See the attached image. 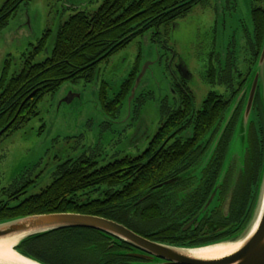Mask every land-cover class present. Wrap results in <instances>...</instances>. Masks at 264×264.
Instances as JSON below:
<instances>
[{
  "label": "trees",
  "instance_id": "trees-1",
  "mask_svg": "<svg viewBox=\"0 0 264 264\" xmlns=\"http://www.w3.org/2000/svg\"><path fill=\"white\" fill-rule=\"evenodd\" d=\"M30 1L6 0L0 9V32L9 25V20L19 8L29 5ZM254 1L264 3V0ZM182 2L184 0H104L93 14L84 11L75 13L58 28L52 54L42 63H34L33 58L47 47L51 35L49 30L39 39L32 54L25 58L24 66L18 74H9L11 64L9 59L6 60L0 78V132L6 126L9 127L0 137V142L3 137L20 129L38 115L37 104L45 95H55L65 82L75 84L81 79L91 80L94 70L100 63L127 47L137 36L178 18L181 15ZM252 11L254 37H258L257 43L261 48L264 38V12ZM136 72L129 75L115 97L108 103L105 102L107 106L119 111L121 101L131 92ZM31 94L33 97L25 101ZM221 99L215 92L210 93L201 110L192 118V137L185 141L176 138L174 145H164L159 149L164 141H172L185 128L183 125L187 117L186 111L169 113L150 142L149 155H156L150 158L151 162L145 167H123L122 163L130 161L129 158H124L98 169L92 157L81 158L68 165L71 170L65 166L66 164L61 165L63 169L67 168L66 172L59 173L41 193L30 195L15 206H10L7 202L1 204L0 222L28 215L83 213L115 220L153 241L185 247L210 244L238 235L248 225L252 213L243 223L242 229L231 236L222 235L221 238L217 237L210 241L207 239L194 241L193 239L196 238L194 235H198L194 233L197 229L190 231L191 235L188 236L181 229L182 223H176L177 220L168 219L167 226L163 224L154 226L157 218H167L168 211L161 215L146 206L136 207L127 204L131 200L129 197L134 194L135 187L144 191L164 181L168 177L167 174L179 168L185 157L191 155L190 151L194 146L192 142L213 135L217 121L223 117L227 109V102ZM260 111L262 112V107ZM227 135H232L230 130ZM221 143L222 147L227 145L223 140ZM157 144L160 146L157 147ZM154 145H156L155 149H153ZM199 149L202 147L200 146ZM222 152H225L223 148ZM263 159L264 149L258 157L259 173L253 209L256 204ZM133 171L138 174V179L131 184L129 180ZM221 174L218 176L216 171L211 184L207 186V193L214 185V189L216 188ZM102 189L103 191L94 199L91 194ZM15 192L17 196L21 194L19 191ZM204 209L205 207L199 213L200 221L209 210L204 211ZM171 221L172 224H169ZM139 222L142 226H139ZM19 249L26 256H32L45 264H146L128 255L136 251L127 243L112 240L99 231L85 228L64 229L34 236L25 241Z\"/></svg>",
  "mask_w": 264,
  "mask_h": 264
},
{
  "label": "rangeland",
  "instance_id": "rangeland-1",
  "mask_svg": "<svg viewBox=\"0 0 264 264\" xmlns=\"http://www.w3.org/2000/svg\"><path fill=\"white\" fill-rule=\"evenodd\" d=\"M103 1L31 0L29 5L21 6L0 32V78L8 59L9 74H18L25 58L32 54L39 39L49 30L47 47L33 58L34 63H42L52 54L58 28L77 11L93 14ZM235 1V8H232L226 0H206L173 26L160 28L159 35L148 31L138 36L107 63L101 64L90 82L84 79L75 84L65 82L55 95H45L37 104L38 115L0 142V205L7 202L15 206L28 196L41 193L53 182L58 165L69 158L92 157L99 169L127 154L141 153L162 123L165 115L161 111L162 102L170 97V78L179 72L181 62L192 76L189 88L194 94V109L201 110L210 92L228 95L231 85H213L206 76L212 67H218L219 54L222 55L231 43L235 68L239 73L247 70L251 56L245 37L254 38L253 0ZM5 2L0 0V9ZM155 38L157 44L166 43L169 48L155 44ZM223 62L224 58L221 65ZM145 67L148 70L135 97L130 100V90L121 101L118 119L111 120L105 104L119 93L131 72L140 74ZM233 76L236 88L238 78ZM73 95L76 98L68 102ZM142 96L145 102L141 101ZM231 106L234 101L228 111ZM242 113L243 110L234 128L227 162L235 156L241 159L245 151L247 131L245 133L242 128ZM254 115L253 111L251 118L255 122ZM30 181L35 183L27 186L26 194L17 196L16 188Z\"/></svg>",
  "mask_w": 264,
  "mask_h": 264
},
{
  "label": "flooded vegetation",
  "instance_id": "flooded-vegetation-1",
  "mask_svg": "<svg viewBox=\"0 0 264 264\" xmlns=\"http://www.w3.org/2000/svg\"><path fill=\"white\" fill-rule=\"evenodd\" d=\"M205 1L206 0H184V2H182L183 6L180 9L181 15L178 18L169 21V23L160 25L158 28L153 27L148 31H155L154 35H159L160 28L169 27V25L173 26V24H175L176 21H178L180 18H184L188 16L190 11L195 6L198 5L200 6L201 4H204ZM226 2H228L229 5H233L232 8H235L236 5L235 0H226ZM252 10L264 12V3L255 2L253 0ZM18 12L13 17H15L18 14ZM78 12H83V11H77V13ZM148 31L145 33H148ZM245 38H246L245 43H247V51L251 56L250 61L247 62L248 67L246 72L239 73L237 67L235 68L234 55H233L234 45L232 43L224 48V51L222 53L223 56L219 54L218 57L219 59H217L218 67L217 68L212 67L207 72L206 77H208L207 79L211 84L213 85L214 83H218L220 85L226 84V85H231L232 87V89H229L230 93L225 96L214 91L220 98H222L221 100L227 102V109L223 117L220 118V120H218L219 122L217 121V124L214 127L215 132L213 133V135L210 134L209 136H206L205 138L198 140V142L197 141L192 142V145L194 144V146H192V149L190 151L191 155L185 157V160H183V164L179 168H176L170 174H167L168 177L164 181L155 184L153 187L147 188L144 191H142L140 188L135 187L134 194H132L129 197L131 200L128 201L127 203L133 206L135 205L136 207L146 206L147 208H150L151 211L156 210L161 215L166 214V212L168 211L167 218L164 219L157 218L156 221L154 222V226H156L157 224H163L167 226L166 222L168 219L177 220L176 223L177 224L182 223L181 229L188 236L191 235L190 231L197 229L194 233H197L198 235H194V237H196L195 239H193L194 241L201 239L202 240L207 239L208 241H210L217 237L221 238L222 235H225L224 237L231 236L232 234H235L236 232L242 229L243 223H245L247 218L252 213V209H253L252 207L254 204L253 198L255 195V188L257 184L256 180L258 178V173H259L258 157L262 152V150L264 149V127H263L264 110L262 107V96H260V90H258L257 92L256 95L257 98L253 106L255 113L254 118H256V120L255 122L253 121L249 127L250 128L248 135L249 146L246 149L247 151L244 155H242L241 159L240 157L235 156L232 160H230L231 162L228 167L224 184L220 187L216 199L209 207V210L204 215L203 219L201 221L199 219V213L203 210L204 207H206V204L208 203L211 197L212 194L211 192L215 187L214 185L213 188H211V190L207 193V186L208 184H211L210 183L211 179L215 177L214 174L216 173V171H218V176L221 174L223 165L226 162L225 160L228 157V148L232 141L231 139L235 131L234 129L235 125L239 119L238 117L240 115V112L244 108L243 106L247 99L246 97L247 93L243 96V98L240 100L239 104L237 105L236 107L237 110L232 116L231 118L232 120L227 125L226 130L223 133L213 156L209 159L207 163L209 149L216 142V137L220 133L221 131L220 129L226 120L225 115L226 112L228 111L229 105L233 101H235L237 96L245 87L244 85L246 84V81L250 76L249 74L252 69L251 67L255 65L254 63L256 62V59L259 56L258 52L260 48H259V44L257 43L258 37L256 36L254 38H251V36L248 35ZM154 42L155 44H157L156 38L154 39ZM159 44L161 43H158L157 45ZM161 45H163V47L166 48L168 47L166 43ZM109 58H107L104 62L100 63L96 67V69L99 68L101 64L107 63ZM222 58H224V62L222 63L223 66L221 65ZM178 68H179V72L177 74L173 73V75L170 78L172 79L170 97H166L165 99H163L162 102L161 111L164 112L165 115L163 116L164 118L162 120L161 125L163 124L165 118L169 113L171 114L175 111H179V112L186 111V114L183 113L187 115V117L184 119V125H183V127L185 128L184 130H182L183 132L176 135V137H174L172 141H164L161 146L160 144H157V147L160 146L159 149L163 148L164 145L167 146L174 145L176 138H182L183 141H185V139L191 138L193 133L192 131L193 126L191 125L192 118L200 111L193 108L195 99L191 88H189V84L192 79L191 78L192 76L190 74L188 67H186V65H184L183 62H181V65ZM94 71H95L94 72L95 75L96 70ZM138 74L139 72L138 73L136 72L134 79L138 77ZM233 74L238 78L236 88L235 86H233L234 84ZM91 80L84 79L85 82H90ZM133 82H135V80ZM214 92H210V93H214ZM207 96L205 98H207ZM140 99L141 101H143L144 96L140 97ZM261 107H262V112L260 111ZM105 111L106 113H108V117L111 120H117L120 114L119 111L113 110L112 106H107L106 104H105ZM229 130L232 134L230 136L227 135V133H229ZM157 133L158 132H156V134ZM153 137L150 140V142L153 140ZM222 140L227 142V145L222 147L221 146ZM150 142L148 143L149 144L148 147L142 150L141 153L137 155L127 154L121 157V159L124 158L130 159V161L122 163L121 166L128 168L145 167L148 162H151L149 161L150 158L153 155H156V154L149 155L148 151L151 148ZM200 146L202 147V149H199ZM221 147L225 152H222ZM155 148L156 145H154L153 149ZM198 150L200 151V153L197 154L196 152H198ZM85 157L87 156L81 155L79 156V158H69L65 162L58 165L57 171L55 172L53 179L59 173L66 172L67 168L63 169L61 165L63 166L66 164L65 166H67L69 170H71L70 166L68 165H71L75 161ZM121 159H115L111 161V163L116 161H121ZM111 163H108L106 165H110ZM69 170L67 172H69ZM137 179H138V174H136V171H133L129 183L133 184L134 182H136ZM33 183L35 182L33 181L27 182L21 187H17L16 191H19L21 194L23 193L26 194L27 186ZM103 189L105 190V188ZM103 189L99 192L96 193L94 192L93 194H91L93 198L95 199L97 194L101 193ZM169 224H172V221ZM188 224H191V226H189L190 228L188 230H184L186 226H188ZM139 226H142L140 222H139ZM134 259H138L142 262H145L146 264L151 263L148 260L145 261L137 257Z\"/></svg>",
  "mask_w": 264,
  "mask_h": 264
},
{
  "label": "water",
  "instance_id": "water-1",
  "mask_svg": "<svg viewBox=\"0 0 264 264\" xmlns=\"http://www.w3.org/2000/svg\"><path fill=\"white\" fill-rule=\"evenodd\" d=\"M255 68L252 69L249 74V78L246 81L245 87L237 96L236 101H234V106H231V109L228 111L229 115L226 118L225 122L221 127V131L216 137V142L209 151L208 159L209 160L220 142V138L226 130L227 125L232 120V116L237 110V105L243 96L247 93V99L244 104L243 113L241 116L242 128L245 129L246 137L244 138L245 142V151L249 146L248 135L250 131V125L253 122L251 115L254 111V102L257 98V92L260 90V96H262V107L264 110V38L262 41V46L259 51V56L256 59ZM148 67H145L144 70L139 74L135 79L134 85L131 89L132 94L130 100L132 101L135 97L136 90L141 83V79L147 72ZM34 94V93H33ZM31 94L28 99L33 97ZM76 96H71L67 99L68 102L73 101ZM233 107H235L233 109ZM233 109V110H232ZM8 126L3 128L0 132V137L8 130ZM233 143V142H232ZM232 145V144H231ZM243 154V155H244ZM264 160V159H263ZM230 160L225 162L222 169V174L218 179V184L212 195L206 204L204 211L209 209L213 201L217 197L219 187L222 185L223 178L228 171ZM261 175L259 178L258 185V194L255 201V207L252 211V217L247 223L248 225L240 232L238 235L233 236L232 238L223 239L217 242H210V244H204L200 246H175L171 244H164L161 242L153 241L149 238H145L136 231L129 229L127 226L118 223L117 221L109 220L105 217H100L97 215H87L79 213H49V214H39V215H28L21 216L14 219H8L7 221L0 222V240L13 239L16 242L14 246V251L24 257L26 260L31 261L35 264H45L35 259L32 256H26L21 252L19 247L29 238L34 236H40L45 234H50V232L61 231L64 229L78 228V229H90L99 231L102 234L110 237L112 240L119 242L127 243L130 245L134 251L133 253H128L129 256L133 258H139L145 261H150L149 264H264V163L261 169ZM191 224H188L184 230H188ZM232 244V243H241V247L232 254L223 256L222 259H205L199 258L194 255L196 252L201 249H206L212 245L218 244ZM0 264H6L1 263ZM14 264V263H12Z\"/></svg>",
  "mask_w": 264,
  "mask_h": 264
},
{
  "label": "bare ground",
  "instance_id": "bare-ground-1",
  "mask_svg": "<svg viewBox=\"0 0 264 264\" xmlns=\"http://www.w3.org/2000/svg\"><path fill=\"white\" fill-rule=\"evenodd\" d=\"M17 241L13 239H5L0 240V262L6 264H35L31 261L26 260L24 257L18 255L14 251V246ZM241 243H232V244H218L212 245L206 249H201L196 252L194 255L197 257L205 258V259H222L223 256L232 254V252L236 251L240 248Z\"/></svg>",
  "mask_w": 264,
  "mask_h": 264
}]
</instances>
